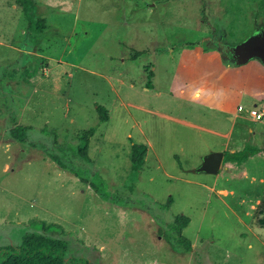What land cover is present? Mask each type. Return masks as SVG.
Wrapping results in <instances>:
<instances>
[{
  "label": "rangeland",
  "instance_id": "1",
  "mask_svg": "<svg viewBox=\"0 0 264 264\" xmlns=\"http://www.w3.org/2000/svg\"><path fill=\"white\" fill-rule=\"evenodd\" d=\"M28 1L37 32L17 0H0V247H17L37 219L61 227L48 236L65 241L63 264H264V158L216 176L191 173L222 140L145 113L160 102L141 90L148 81L157 90L185 82V93L222 96L218 104L234 116L226 152L264 151V123L247 115L251 105L264 109V91L240 83L246 67L262 65L227 58L226 74L217 51L264 31V0ZM184 43L218 56L176 48ZM101 77L129 107H110L89 150L96 162L86 154L85 163L75 148L98 118L94 92L108 91ZM242 86L251 95L235 99ZM175 106L166 103L167 114L191 120L202 112ZM139 128L152 150L142 174L149 193L139 190V168L129 178L124 154L126 134L136 141ZM177 215L189 221L187 248L174 233Z\"/></svg>",
  "mask_w": 264,
  "mask_h": 264
},
{
  "label": "crops",
  "instance_id": "2",
  "mask_svg": "<svg viewBox=\"0 0 264 264\" xmlns=\"http://www.w3.org/2000/svg\"><path fill=\"white\" fill-rule=\"evenodd\" d=\"M200 52H203V51H200ZM210 52L211 51L206 52V53H210ZM210 54H214V55L218 56L217 54L212 53V52ZM255 66L256 65L246 67L245 72L241 73L242 78H240V83H244L243 80L245 81V84L253 83L257 87L258 96H261V93L264 91V69L262 67L263 70L260 68L261 69V71H260V69H257V67H255ZM223 67H224V69H223L224 71H222V72H225L227 74L228 72H226V71L228 70L229 66L223 65ZM225 73H223V74H225ZM231 77H234V76L231 75ZM152 78H153V76H152ZM100 79L103 82V84H105V86L108 88V91L106 92V94L104 96H101L99 93L94 92L93 95L94 96L99 95L100 100H101V101L95 100L96 103L94 102V104H96L99 107H102L106 111L107 120L109 119V115L111 113L110 107L113 108L116 106V107L121 108L124 112H126L125 109H127L129 107V104L127 102L122 101V99L117 94L116 89L110 84V82L107 79H104L102 77ZM170 83H171V81H170ZM187 83H188V81H187ZM176 86H177L176 88H173L174 90L171 89L169 83H168L167 88L164 90H157L154 87V85H152L151 89H145V88L141 89L144 92L145 91L153 92L154 98L158 99L160 102L158 107L155 108V109H157L158 112H154L156 110H154V111L143 110V111L149 115H153V116L155 115L158 117L165 118L167 120H171L172 122H175L177 124H181V126H183V127H186L189 129H196L199 131H205L210 135H213L215 137H219L222 140V143L218 144L216 149L211 148L212 150H210V152H222V153L226 152L228 149L227 148L228 144H229L228 140L232 134V130L234 127V116L230 115L227 107H223L226 104H223L222 102H220V104H218L219 100H222V96H219V98H217V99H213V98H211V99L205 98L204 99L201 97L200 93L196 92L195 90H193L190 93H185V91H184V88H186L185 82L184 83L180 82ZM247 95H251V93L248 92L247 87L242 86L241 88L239 87L236 90V93H235L236 98L235 99H238L241 96L249 98V96H247ZM168 102H172L176 105L172 110H176V109L180 108L181 106L182 107H188V108H192V107L198 108L199 107V108H202V110H201L202 112H201L199 118L193 117L191 120H187L184 116L178 115L179 112H177V111H169V114H167L168 111L165 107V104ZM148 109H154V108H148ZM205 111L208 112V114ZM93 113L95 114L94 110H93ZM177 116H179V118ZM107 120L103 121L102 123H100L96 127V129L92 133V136L88 140V144H87V148H86V154H87L88 159L90 160V162L92 164L93 163L95 164V162H96L95 160L97 159V155L95 157H89L90 156L89 155L90 147L92 145L93 146L96 145V147H98V145L100 144V139H101L100 137L102 134V129L106 125ZM131 126L138 128L139 123L132 120ZM138 130H139V135H141L140 138L142 140H140V138H138V140L133 141L130 138V134L129 133L126 134V137L128 138L129 142H128V145L126 147V150L124 149L125 152H124V150L121 152H124L127 164H128V166H130L129 168H131V163H130L131 147L135 144H139L142 147H144V154L142 156V160H141L140 164L137 166V168L140 169V177H139V180H137V183L139 186V190L141 192L143 190H145L144 192H148V190H146L143 187L144 176L142 174L144 173L145 170H147V168L145 166L146 158H147V155L150 152H152V150H151L150 143H148V141L145 140V138L142 136V132H141L140 128ZM235 151H238V150H232V151L228 150L229 153H232ZM155 161H156V159H155ZM245 165H246V163H245ZM129 168H126V170ZM240 170H236V171H240ZM226 172H228V171H226ZM144 175H145V173H144ZM183 181L187 182V183L189 182L187 180H183ZM165 203L168 204L169 199H166ZM188 222L189 221L187 219V223L181 229V231L187 226Z\"/></svg>",
  "mask_w": 264,
  "mask_h": 264
},
{
  "label": "trees",
  "instance_id": "3",
  "mask_svg": "<svg viewBox=\"0 0 264 264\" xmlns=\"http://www.w3.org/2000/svg\"><path fill=\"white\" fill-rule=\"evenodd\" d=\"M20 5L23 15L27 21V26L30 30L37 32L41 24H37L35 27V21H33V14L31 13L32 5L28 0H17ZM260 31V30H258ZM200 47L203 52L209 49V46H201L198 43H184L178 44L176 48L179 47ZM218 53H222L223 49L227 46L219 45ZM225 53V52H223ZM141 54V52H134L132 59H135ZM222 64L224 66H229L226 61V57H221ZM233 63V61H232ZM230 66H237L234 63ZM229 66V67H230ZM153 76L152 71L147 74V79H151ZM145 89H151L152 85L148 81L145 84ZM107 120L104 109L102 107L98 108V118L94 125L89 128L84 134L81 135L79 143L75 148L76 156L83 162H87L86 158V148L89 138L92 136L93 131L96 127ZM18 137H22L20 132L16 131L14 133ZM144 154V147L133 145L131 147L130 163H131V175L132 180L136 174L135 169L140 164L142 156ZM254 156H260L264 158L263 150H256L253 147H243L238 151L229 153L223 152V157L221 161V168L226 171H236L243 168L247 160ZM131 185V184H130ZM187 223V218L181 215L175 216V226L174 233L177 237L178 243L183 247H189V241L181 236V229ZM27 228L31 232L26 233L22 236L20 243L17 247L4 246L0 247V264H63L66 250L65 241L48 236L49 233L61 231V227L53 223H45L44 221L37 219H30ZM71 264H89L84 259H71Z\"/></svg>",
  "mask_w": 264,
  "mask_h": 264
},
{
  "label": "water",
  "instance_id": "4",
  "mask_svg": "<svg viewBox=\"0 0 264 264\" xmlns=\"http://www.w3.org/2000/svg\"><path fill=\"white\" fill-rule=\"evenodd\" d=\"M229 50L235 65H242L251 59H255L264 69V31H257L243 41L231 46ZM222 157V152H210L204 155L201 157L199 165L191 170V173L217 175L221 168Z\"/></svg>",
  "mask_w": 264,
  "mask_h": 264
},
{
  "label": "built area",
  "instance_id": "5",
  "mask_svg": "<svg viewBox=\"0 0 264 264\" xmlns=\"http://www.w3.org/2000/svg\"><path fill=\"white\" fill-rule=\"evenodd\" d=\"M238 110H241V108L239 107ZM247 115L253 122L264 123V109L257 107V105H251L247 109Z\"/></svg>",
  "mask_w": 264,
  "mask_h": 264
},
{
  "label": "flooded vegetation",
  "instance_id": "6",
  "mask_svg": "<svg viewBox=\"0 0 264 264\" xmlns=\"http://www.w3.org/2000/svg\"><path fill=\"white\" fill-rule=\"evenodd\" d=\"M229 48H230V47H227L226 49H223L222 53L220 52L219 55H220L221 57L223 56L224 58H225V57L228 58L229 61L232 62L233 57H232V54H231ZM217 50L219 51L218 48H217ZM223 52H225V53H223Z\"/></svg>",
  "mask_w": 264,
  "mask_h": 264
}]
</instances>
